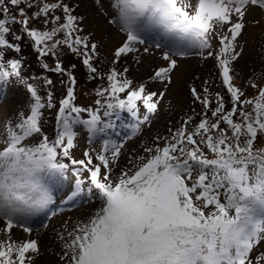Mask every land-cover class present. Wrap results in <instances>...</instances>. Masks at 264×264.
<instances>
[{
	"label": "snow or ice",
	"instance_id": "obj_1",
	"mask_svg": "<svg viewBox=\"0 0 264 264\" xmlns=\"http://www.w3.org/2000/svg\"><path fill=\"white\" fill-rule=\"evenodd\" d=\"M36 2L41 6L29 16L21 4L34 8L33 0H0V87L15 78L30 94L27 111L0 123V264H35L40 246L31 238L33 224L57 214L56 193L65 182L70 190L61 204L85 198L98 204L86 219L71 229L65 223L57 233L60 264H264V84L250 80L256 95L247 97L235 79L247 17L254 7L264 10V0H95L125 37L114 50L108 86L96 90L102 99L95 108L73 103L76 77L65 72L57 54L66 47L96 74L92 61L100 45L84 34V18L64 0ZM41 17L44 28L29 27ZM16 24L18 32L10 27ZM25 35L40 57H57L53 68L42 64L45 70L68 76L53 137L43 130L52 93L45 100L35 78L22 75ZM153 49L163 62L152 77L164 86L158 92L145 83L135 86L129 68L115 66L129 54L137 60L154 55ZM189 56L214 62L202 90L190 86L201 110L191 108L168 135L143 144L116 172L124 144L112 139L111 118L119 120L126 110L136 121L132 134L139 132L174 83L180 60ZM43 83L53 81L45 77ZM77 126L86 130L90 145L100 142L99 151L90 147L81 159L71 155ZM16 228L27 238H16Z\"/></svg>",
	"mask_w": 264,
	"mask_h": 264
},
{
	"label": "rangeland",
	"instance_id": "obj_2",
	"mask_svg": "<svg viewBox=\"0 0 264 264\" xmlns=\"http://www.w3.org/2000/svg\"><path fill=\"white\" fill-rule=\"evenodd\" d=\"M48 2H56V0H48ZM64 2L75 9L74 15L84 18L81 24V27L85 29L84 34H92V42L95 41L100 45L98 56H94V58L100 59L103 67L95 66L98 72L94 75L104 76L108 74L114 66V50L123 41L124 35L108 23L107 18L102 15L101 10L96 6L95 0H64ZM21 6L25 7V10L29 13L30 10L25 4H21ZM39 6H41L39 3L36 4V10ZM56 14L62 15L59 10ZM40 19H43V17ZM247 19L249 23L244 33V38L241 41L245 45V51L235 64L236 70H240L244 75L240 82L237 81V76L235 79L238 85H243L239 86L245 91L246 96L252 97L256 95V89L249 86V81L252 80L258 84H263L264 82V10L254 7ZM256 20H259L260 23H255ZM153 52L155 53L154 55L144 53L139 57V60H137L135 54H129L127 57H122L119 65L115 66L121 72H123L125 67H128L129 72L127 76L134 81L135 86L145 83L148 85L149 91H162L164 86L152 79L155 69L163 63L160 58L161 53L155 49H153ZM58 53L63 56L59 58L61 62L66 60L64 61L66 65L63 64L65 72H71L77 77L74 87L75 99L77 96H80L82 99L87 98L88 91L84 86L85 78H79L80 73L78 70V64L80 65L83 62V58L72 54L66 47L62 48ZM56 58H54L55 61ZM107 63L108 65H106ZM213 63L212 60L201 61L196 56L181 59L179 67L174 73V83L168 86V92L158 106L157 112L150 117L149 122L142 124L140 131L135 135L132 134L131 126L136 121L129 112L126 110L121 111L119 120L115 116L111 118L115 121L116 127L110 130V135L112 139L124 144L121 150V157L118 161L119 166L132 148L140 145L146 138L163 131L169 119L166 107L167 102L170 99L177 100V102L185 101V97L187 96L186 86L189 83L201 86L203 81L209 78V74L213 69ZM72 65H75V67L73 68ZM53 82V85L60 91L59 93L66 91V86H70L66 74L55 73L53 75ZM104 82L108 83L107 80ZM29 100L30 94L22 83L15 81V78L6 87H0V123L6 122L8 118H11L18 111H27ZM144 112L145 109L141 105V118ZM82 118L85 117L82 116ZM76 130L78 132L75 141L76 146L71 150V155L74 158H83L84 151L90 147L96 148L97 151L100 150L101 144L99 141L93 142L92 145L89 144L87 132L82 126H77ZM84 175L86 176L87 173L85 172ZM69 183L65 182L56 193L57 214L52 216L51 219H45L44 217L37 218L33 224L34 230L31 238L37 239L40 246V253L35 257V264H58L59 259L56 253L60 244L57 243L59 241L57 233L62 230L65 223H67V226L72 225L77 219L97 207L98 201L95 203L89 202L87 198L75 204H61L60 202L65 198L66 192L70 190ZM44 224H47L48 227L45 228ZM2 227L3 224L0 223V228ZM14 236L16 238H27V234L20 228L14 229ZM2 238L3 236L0 235V239Z\"/></svg>",
	"mask_w": 264,
	"mask_h": 264
},
{
	"label": "trees",
	"instance_id": "obj_3",
	"mask_svg": "<svg viewBox=\"0 0 264 264\" xmlns=\"http://www.w3.org/2000/svg\"><path fill=\"white\" fill-rule=\"evenodd\" d=\"M34 3L38 4L36 2V0L34 1ZM22 7V6H21ZM29 16H31V14L36 11V7L34 8H30L29 9ZM15 9L13 10V14H15ZM17 19H20L19 16H17ZM38 27V28H44V24H43V19H33L31 20L29 27ZM10 27L13 29V31L18 32L21 28V25L16 24V25H10ZM47 27H51V24H49ZM9 39H11V36H9ZM94 43H97L95 41H93ZM22 43V60H23V66H22V75L25 78L28 77H34L35 80L33 81L38 88L39 94L43 97H45V100L47 99V92H51L52 93V102H53V107L51 109L45 108L43 110V130L50 136L53 137L55 134V117H56V113L57 110L59 108V102L61 99H63L66 95H67V88L69 86H66V91L59 93L60 91L52 84L51 86H47L43 83V78L47 77L50 78L53 81V75L55 73H53L52 71H48L45 70L42 67L43 63H47L49 65L50 68H53L55 66V57H53L52 55H48L46 57H40L39 54L37 53V51L31 46V41L29 40V38L25 35L24 40L21 42ZM16 54L12 53V52H8V56L12 57ZM58 58L63 57L61 54L59 55V53L57 54ZM53 58V60H52ZM66 61V60H64ZM64 61L62 62V64L66 65L64 63ZM93 64L96 67H103V63H101L100 59H96L93 57ZM109 63V62H108ZM108 63L106 65H108ZM78 70H79V78H85L84 82H85V87L87 88L88 91V96L85 99H82L80 96H77L76 99L73 101V103L79 107H86V108H95L98 107L97 105H95V101L97 99H102L100 97H98L96 95V90L98 88H103V87H107L108 83L104 82L105 80H107V74L103 76V79L101 78V76H95L94 74L89 73L88 69L86 68V66L82 63H80V65L78 64ZM237 72L239 73V75L237 76V81L240 82L242 80V77L244 74H242V72L240 70H237ZM250 72V71H248ZM92 76H94L95 78H92ZM76 77V76H75ZM100 77V78H99ZM250 79H252L251 76H249ZM260 77V76H259ZM77 79V77H76ZM194 82V81H192ZM54 83V82H53ZM217 84H219V81H216ZM192 84L195 83H189L186 88H187V96L185 97V101H181V102H177V100H172L170 99L167 102V109H168V122L166 124V127L163 128V131H160L152 136H150L149 138H146L144 141H142L140 143V145H137L136 147L132 148L130 150V152L128 153V155L126 156V158L123 160V162H121L120 166L118 169H116V172H119L120 169H123L124 167L127 166V161L130 158L131 155L136 154L137 152H142V148L141 146L145 143L147 144H151L153 142V138L156 137L157 135L160 136H164V135H168V129L171 128H175L178 126L181 118L183 116H185L186 113H190V109L191 108H195L197 112H199L201 110V105L199 102L193 103V98L190 94V86ZM264 84V82H263ZM42 85V86H41ZM240 86H243L241 84H239ZM195 86L198 89L202 90V86H197L195 84ZM220 90L218 88L213 87L212 91H217ZM75 94V92H74ZM76 96V95H75ZM122 98H126L125 94H121ZM187 98V100H186ZM227 99V97H226ZM214 102H215V98L213 97V106H214ZM228 108H231V104L228 103L227 104ZM46 114V115H45ZM45 115V116H44ZM82 116L85 118H88V113L84 112L82 113ZM199 119V117H197V120ZM257 147H260L259 145H257ZM67 163H69L70 161H65ZM116 174V173H114ZM96 209V208H95ZM95 209L91 210L88 214L82 216L81 218L77 219L78 220H84L86 219L88 216H90ZM75 221V222H76ZM74 222V223H75ZM74 223L72 225L67 226L69 229H71L74 225ZM59 240V239H58ZM57 243L60 244V246L57 249V257L59 259V255L58 253H60L61 251V243L60 241H58ZM58 264H60V260L58 261Z\"/></svg>",
	"mask_w": 264,
	"mask_h": 264
}]
</instances>
